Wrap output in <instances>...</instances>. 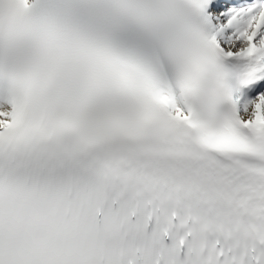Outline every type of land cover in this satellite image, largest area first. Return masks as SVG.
I'll return each instance as SVG.
<instances>
[{
  "label": "bare ground",
  "instance_id": "1",
  "mask_svg": "<svg viewBox=\"0 0 264 264\" xmlns=\"http://www.w3.org/2000/svg\"><path fill=\"white\" fill-rule=\"evenodd\" d=\"M223 27L226 29L227 36L229 37V44L234 45V47L237 49H244L246 43L244 42L242 37L238 35L239 33L232 27L229 29L226 23L223 25ZM246 27L247 26H244L243 30ZM3 108V105L0 106V110H2ZM244 108L245 111L242 114V118H244L246 121L254 117L264 118V97L252 101L251 103L245 105Z\"/></svg>",
  "mask_w": 264,
  "mask_h": 264
}]
</instances>
